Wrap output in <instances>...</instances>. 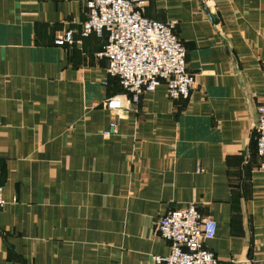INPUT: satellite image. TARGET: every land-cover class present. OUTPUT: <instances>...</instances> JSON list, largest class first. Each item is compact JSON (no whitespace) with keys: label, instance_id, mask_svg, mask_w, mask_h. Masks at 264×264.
<instances>
[{"label":"crops","instance_id":"obj_1","mask_svg":"<svg viewBox=\"0 0 264 264\" xmlns=\"http://www.w3.org/2000/svg\"><path fill=\"white\" fill-rule=\"evenodd\" d=\"M84 1L0 0V264H152L168 251L155 220L190 201L218 264H264V0H142L174 22L194 83L119 112L102 106L122 89L104 37L80 35Z\"/></svg>","mask_w":264,"mask_h":264},{"label":"built area","instance_id":"obj_2","mask_svg":"<svg viewBox=\"0 0 264 264\" xmlns=\"http://www.w3.org/2000/svg\"><path fill=\"white\" fill-rule=\"evenodd\" d=\"M142 0H85V19L80 35L104 37L96 53L105 57L108 75L117 79L122 93L107 97L102 106L119 112L137 102L139 96L162 83L169 98L187 97L194 74L185 68V50L174 33L172 20H157L142 14ZM71 41L64 31L55 44ZM264 88V73H262ZM113 122L109 127L113 129ZM255 154L264 172V89L256 107ZM107 133V131H105ZM0 184V207L6 202ZM154 232L167 240L165 254H152V264H218L204 240L215 233V222L202 217L193 201L167 210L157 217Z\"/></svg>","mask_w":264,"mask_h":264},{"label":"water","instance_id":"obj_3","mask_svg":"<svg viewBox=\"0 0 264 264\" xmlns=\"http://www.w3.org/2000/svg\"><path fill=\"white\" fill-rule=\"evenodd\" d=\"M202 10L205 12V14L207 15V17L209 18L211 23H216V17L214 14H210L208 12L207 7H205L204 5L202 6Z\"/></svg>","mask_w":264,"mask_h":264}]
</instances>
